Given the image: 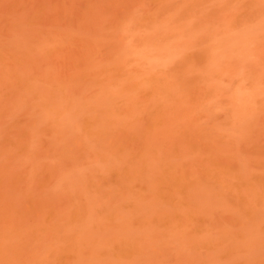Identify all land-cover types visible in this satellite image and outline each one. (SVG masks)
<instances>
[{"label": "rangeland", "instance_id": "374dc122", "mask_svg": "<svg viewBox=\"0 0 264 264\" xmlns=\"http://www.w3.org/2000/svg\"><path fill=\"white\" fill-rule=\"evenodd\" d=\"M0 264H264V0H0Z\"/></svg>", "mask_w": 264, "mask_h": 264}]
</instances>
